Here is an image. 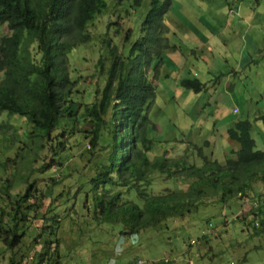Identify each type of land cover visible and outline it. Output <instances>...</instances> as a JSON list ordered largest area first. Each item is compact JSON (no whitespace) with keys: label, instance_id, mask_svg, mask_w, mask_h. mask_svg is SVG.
Segmentation results:
<instances>
[{"label":"trees","instance_id":"trees-1","mask_svg":"<svg viewBox=\"0 0 264 264\" xmlns=\"http://www.w3.org/2000/svg\"><path fill=\"white\" fill-rule=\"evenodd\" d=\"M173 1L130 0L133 10L149 6L140 38L129 49L128 29L123 47L127 51L109 50L110 66L104 79L90 92L92 99L82 102L72 94L68 55L85 42L88 27L108 8L109 0H0V28L6 26L10 32L0 40V116L7 112L24 117L31 125L21 138L8 131H17L11 122L0 123V254L9 252L6 264H24L25 259L32 260L31 264H61L57 231L66 214L59 211L69 202L75 205L79 198L93 219L118 224L127 236L163 229L166 221L197 212L206 199L227 205L231 200L244 202L253 194V200L258 197L257 206L246 211L242 221L249 214L264 215V200L259 197L264 191L255 189L258 183L264 186V150L257 149L249 119L228 128L230 138L239 143L235 158L219 161L198 145L194 147L202 165L192 163L187 155L150 156L156 145L148 134L150 124L155 125L149 114L156 99L155 81L162 78L163 67L170 71L165 76L170 78L173 72L165 65L164 51L171 47V30L164 17ZM99 63L103 65V59ZM179 86L196 93L207 88L196 77L181 78ZM257 119L264 123V115ZM83 125L91 133V150L100 153L92 158L90 174L66 184L67 140L85 131ZM38 158L44 162L36 167ZM155 172L189 186L183 191L152 189ZM25 183L28 188L14 191ZM259 223L262 226L250 222L258 235L264 233L263 221ZM38 229L42 231L31 239ZM35 242L34 256H27V246ZM170 262L163 259L156 264Z\"/></svg>","mask_w":264,"mask_h":264},{"label":"rangeland","instance_id":"rangeland-1","mask_svg":"<svg viewBox=\"0 0 264 264\" xmlns=\"http://www.w3.org/2000/svg\"><path fill=\"white\" fill-rule=\"evenodd\" d=\"M148 8L142 4L133 10L130 0H109L108 8L97 15L88 27L89 36L85 42L68 55V72L76 100L89 102L92 99L90 92L94 91L98 80L104 79L110 66L109 50L123 54L127 51L123 47L128 29L129 49L140 38ZM249 15L253 17L245 21ZM164 22L171 30L168 34L171 47L164 49L167 53L165 63L173 73L170 78L165 76L170 73L165 68L162 78L155 81L159 84L149 113L155 125L153 128L150 124L148 131L156 140L151 158L164 153L172 158L187 155L189 161L202 165V157L195 145L219 161L235 158L234 151L239 149V143L230 138L228 128L245 119L253 123L252 135L257 149L264 150V123L257 119L264 115V0H174ZM8 34V28L2 26L0 40ZM246 57L248 59L243 60ZM100 59H103V65H100ZM174 60L179 65L178 72H175ZM2 77L0 72V81ZM183 77L199 78L207 88L196 93L174 86L172 82ZM3 120L16 126L17 131L14 128H8V131L20 137L31 129L24 117L4 112L0 123ZM82 128L85 131L78 135L74 133L67 140L70 148L64 154L67 159L63 168L66 184L80 182V175L90 174V166L95 160L92 158L100 153L91 150L89 127L83 125ZM18 136L16 140H19ZM43 162L38 158L34 166ZM85 163L87 169H84ZM161 178L160 173L155 172L152 189L158 191L169 187L183 191L189 186L167 175ZM22 188L25 190L28 184H19L14 191ZM255 189L263 192L264 186L258 183ZM259 197L260 201L264 200V194ZM253 198L251 194L244 202L231 200L227 205L217 204L216 199H206L197 212L172 218L166 221L163 229L151 228L133 236L123 235L118 224H102L93 219L79 198L75 205L69 202L59 211V214H66L57 231L60 262L132 264L136 258L141 259L138 264H156L163 259L171 264H264V233L256 234L250 224L255 221L260 226L262 220L264 226V215L249 214L242 221L246 211L257 206L255 200L258 201V197ZM41 231L38 229L31 239ZM203 234L206 238H201ZM35 245L37 242L27 246V256H34ZM37 249L41 250L42 244ZM53 251L54 244L51 253ZM8 257L9 252L1 253L0 264H6ZM31 261L25 259L24 264H31Z\"/></svg>","mask_w":264,"mask_h":264},{"label":"crops","instance_id":"crops-1","mask_svg":"<svg viewBox=\"0 0 264 264\" xmlns=\"http://www.w3.org/2000/svg\"><path fill=\"white\" fill-rule=\"evenodd\" d=\"M251 17H253V15H249L246 19H244L245 21L246 20H251ZM165 54H167L166 52H165ZM175 56V54H173L172 53V57H174ZM248 58L246 57V58H244L243 60H247ZM174 62L175 63H173V64H175V66H176V69H175V72H178V69H179V65H178V63L174 60ZM166 65V64H165ZM164 67L162 68V70H163V74H164ZM173 73V72H172ZM179 80L180 79H177L175 82H172L173 84H174V86H177V85H179ZM157 84H159L158 83V81H157ZM235 110H236V108H234V112H235Z\"/></svg>","mask_w":264,"mask_h":264},{"label":"built area","instance_id":"built-area-1","mask_svg":"<svg viewBox=\"0 0 264 264\" xmlns=\"http://www.w3.org/2000/svg\"><path fill=\"white\" fill-rule=\"evenodd\" d=\"M132 264H136V262L132 263Z\"/></svg>","mask_w":264,"mask_h":264},{"label":"clouds","instance_id":"clouds-1","mask_svg":"<svg viewBox=\"0 0 264 264\" xmlns=\"http://www.w3.org/2000/svg\"><path fill=\"white\" fill-rule=\"evenodd\" d=\"M238 143V142H237ZM257 144V143H256Z\"/></svg>","mask_w":264,"mask_h":264}]
</instances>
